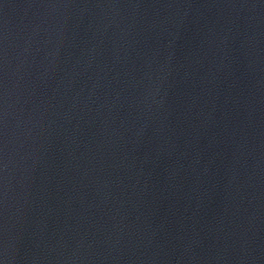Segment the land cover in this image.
<instances>
[{"label": "water", "instance_id": "95a60500", "mask_svg": "<svg viewBox=\"0 0 264 264\" xmlns=\"http://www.w3.org/2000/svg\"><path fill=\"white\" fill-rule=\"evenodd\" d=\"M119 264H264V55L195 142Z\"/></svg>", "mask_w": 264, "mask_h": 264}]
</instances>
